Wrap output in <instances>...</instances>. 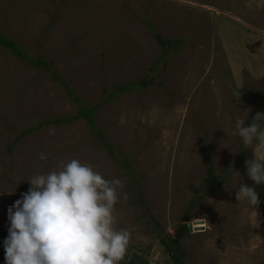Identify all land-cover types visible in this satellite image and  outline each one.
Segmentation results:
<instances>
[{"label": "rangeland", "instance_id": "obj_1", "mask_svg": "<svg viewBox=\"0 0 264 264\" xmlns=\"http://www.w3.org/2000/svg\"><path fill=\"white\" fill-rule=\"evenodd\" d=\"M0 36L27 59L0 46V264L27 180L72 159L122 181V264H264V185L245 166L264 144L236 131L264 113V0H0ZM181 226L185 256L169 254Z\"/></svg>", "mask_w": 264, "mask_h": 264}, {"label": "clouds", "instance_id": "obj_2", "mask_svg": "<svg viewBox=\"0 0 264 264\" xmlns=\"http://www.w3.org/2000/svg\"><path fill=\"white\" fill-rule=\"evenodd\" d=\"M262 128L264 113L247 126L245 119L236 120L245 149L264 144ZM39 158L47 156L41 153ZM245 166L254 185H264V162L254 158ZM57 167L27 180L28 191L8 208L5 264H122L131 239L128 230L115 227L122 181L105 179L77 159L60 161ZM230 170L240 179L239 172ZM236 198L253 207L260 203L255 187L245 184Z\"/></svg>", "mask_w": 264, "mask_h": 264}, {"label": "trees", "instance_id": "obj_3", "mask_svg": "<svg viewBox=\"0 0 264 264\" xmlns=\"http://www.w3.org/2000/svg\"><path fill=\"white\" fill-rule=\"evenodd\" d=\"M155 38L157 39L159 44H161L163 47L167 46V43L158 34H155ZM174 44L175 45H179L180 41L179 40L175 41ZM0 46H3L4 48L10 49L13 52V54L16 55L17 57L27 60L24 57V54L21 51V48L18 45H16L13 41L7 40V39L3 38L2 36H0ZM28 61H29V63H31V65H33L35 67H40L41 65H44V63L42 61H40V60L37 61L36 63L33 62V61H30V60H28ZM263 80H264V78H263ZM142 85L145 86L146 82H142ZM121 90H125V89L122 88ZM73 101L78 103V105H79V113H78V115L75 118L76 119H79V118L87 119V121L93 127H95L94 113H95L96 108H89V107H86V106H82L81 101H79L77 99H74V98H73ZM51 122L59 124V123H62L64 121L63 120H56V121H51ZM45 124L48 125L49 123L48 122L42 123V125H45ZM30 131H31V129H28L25 132H23V134L26 135ZM100 138L104 140V136L102 134L100 135ZM105 147L106 148L108 147L106 143H105ZM208 174H209L210 177L213 176V168L211 166L208 169ZM186 231H187L186 227H184V226L179 227L175 239L169 245L167 243H165V241H161V244L163 245V247L165 248L167 253L173 255L174 252H179L180 255L185 256L184 255V250L181 247L182 246L181 245L182 244L181 240L184 239ZM174 259H176V258H174ZM175 264H181V263L180 262H175Z\"/></svg>", "mask_w": 264, "mask_h": 264}, {"label": "bare ground", "instance_id": "obj_4", "mask_svg": "<svg viewBox=\"0 0 264 264\" xmlns=\"http://www.w3.org/2000/svg\"><path fill=\"white\" fill-rule=\"evenodd\" d=\"M201 221V220H200ZM196 223H201V222H196ZM199 227H204L203 225L202 226H199ZM197 229V228H196ZM197 231V230H196Z\"/></svg>", "mask_w": 264, "mask_h": 264}, {"label": "water", "instance_id": "obj_5", "mask_svg": "<svg viewBox=\"0 0 264 264\" xmlns=\"http://www.w3.org/2000/svg\"><path fill=\"white\" fill-rule=\"evenodd\" d=\"M191 229V228H190Z\"/></svg>", "mask_w": 264, "mask_h": 264}]
</instances>
